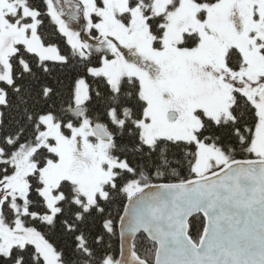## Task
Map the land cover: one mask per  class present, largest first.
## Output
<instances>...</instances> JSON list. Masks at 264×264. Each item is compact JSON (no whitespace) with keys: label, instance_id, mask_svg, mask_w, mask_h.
<instances>
[{"label":"snow or ice","instance_id":"snow-or-ice-1","mask_svg":"<svg viewBox=\"0 0 264 264\" xmlns=\"http://www.w3.org/2000/svg\"><path fill=\"white\" fill-rule=\"evenodd\" d=\"M0 264H264V0H0Z\"/></svg>","mask_w":264,"mask_h":264},{"label":"trees","instance_id":"trees-1","mask_svg":"<svg viewBox=\"0 0 264 264\" xmlns=\"http://www.w3.org/2000/svg\"><path fill=\"white\" fill-rule=\"evenodd\" d=\"M58 72L62 76L70 77L71 75L74 74L75 69L72 66H69V67L64 68V69H58Z\"/></svg>","mask_w":264,"mask_h":264}]
</instances>
